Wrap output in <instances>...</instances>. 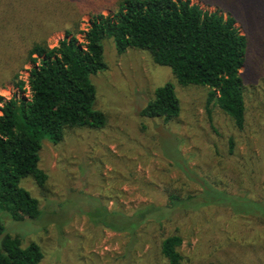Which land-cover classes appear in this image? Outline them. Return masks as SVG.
<instances>
[{
	"label": "rangeland",
	"instance_id": "obj_1",
	"mask_svg": "<svg viewBox=\"0 0 264 264\" xmlns=\"http://www.w3.org/2000/svg\"><path fill=\"white\" fill-rule=\"evenodd\" d=\"M89 18L81 13L79 30L87 28ZM235 26L243 34L241 24ZM43 37L53 47L64 29L56 25ZM103 47L107 69L90 78L96 88L94 108L105 114V127L67 128L58 144L42 140L39 167L48 175L45 187L30 176L19 183L38 199L41 216L25 222L3 216L5 233L18 235L23 246L38 244L40 264H166L159 244L170 234L182 238L179 250L186 264H264V222L224 206L176 208L160 221H146L135 236L114 230L126 225L122 215L137 207L164 206L166 190L200 192L192 180L196 176L245 195L233 206L236 210L264 213V204L258 203L264 199V80L244 81L248 112L240 132L217 106L208 116L206 87L177 84L173 72L156 65L148 51L129 48L118 54L111 38ZM28 68L24 63L18 79L26 81ZM165 83L175 86L179 116L169 123L141 117L139 111ZM13 93L20 95L14 79L0 82L1 96ZM24 94L29 95L27 89ZM179 163L192 174L186 176Z\"/></svg>",
	"mask_w": 264,
	"mask_h": 264
},
{
	"label": "trees",
	"instance_id": "obj_2",
	"mask_svg": "<svg viewBox=\"0 0 264 264\" xmlns=\"http://www.w3.org/2000/svg\"><path fill=\"white\" fill-rule=\"evenodd\" d=\"M199 1L217 9L204 10L191 0H0V82L14 79L20 93L10 98L0 95V264H40L43 257L38 244L23 246L18 235L5 233L3 223V216L16 222L41 216L38 199L19 183L30 176L45 187L48 175L39 167L42 140L58 144L67 128L106 125L105 114L94 108L96 88L90 78L107 69L106 39H113L118 54L129 48L148 51L181 86L206 87L208 116L215 105L237 131L245 130L244 81L264 80V0ZM82 12L90 15L85 30L78 28ZM56 25L64 29V37L50 47L43 36ZM24 63H29L26 81L16 74ZM180 110L175 86L165 83L154 90L139 115L169 123ZM176 165L186 176L192 174L187 166ZM192 180H197L200 192L183 195L180 189L166 190L164 206L137 207L122 215L126 225L114 230L135 236L150 219L160 221L176 208L207 205L264 222L263 212L250 214L233 207L245 195L218 188L207 178ZM258 203L264 204V199ZM181 244L177 234L163 237L159 251L166 264H186Z\"/></svg>",
	"mask_w": 264,
	"mask_h": 264
}]
</instances>
